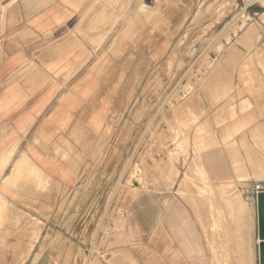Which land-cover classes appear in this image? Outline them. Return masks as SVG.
Masks as SVG:
<instances>
[{
  "label": "rangeland",
  "instance_id": "rangeland-1",
  "mask_svg": "<svg viewBox=\"0 0 264 264\" xmlns=\"http://www.w3.org/2000/svg\"><path fill=\"white\" fill-rule=\"evenodd\" d=\"M100 51L81 180L47 212L0 196V264H259L255 186L214 184L200 156L206 101L254 94L264 0H137Z\"/></svg>",
  "mask_w": 264,
  "mask_h": 264
},
{
  "label": "crops",
  "instance_id": "crops-1",
  "mask_svg": "<svg viewBox=\"0 0 264 264\" xmlns=\"http://www.w3.org/2000/svg\"><path fill=\"white\" fill-rule=\"evenodd\" d=\"M135 1L1 0L0 196L18 210H53L80 182L82 161L76 156L91 136L85 84L108 81L95 73L100 50L119 16L132 14ZM254 66L259 74L253 96L242 89L240 96L232 93L231 102L206 101L212 131L205 135L212 138L200 162L214 184L252 181L262 191L264 147L258 144H264V60ZM20 162L25 163L21 168ZM33 168L44 177L38 184L28 174ZM114 263L136 264L118 255Z\"/></svg>",
  "mask_w": 264,
  "mask_h": 264
},
{
  "label": "water",
  "instance_id": "water-1",
  "mask_svg": "<svg viewBox=\"0 0 264 264\" xmlns=\"http://www.w3.org/2000/svg\"><path fill=\"white\" fill-rule=\"evenodd\" d=\"M259 264H264V190L256 194Z\"/></svg>",
  "mask_w": 264,
  "mask_h": 264
},
{
  "label": "bare ground",
  "instance_id": "bare-ground-1",
  "mask_svg": "<svg viewBox=\"0 0 264 264\" xmlns=\"http://www.w3.org/2000/svg\"><path fill=\"white\" fill-rule=\"evenodd\" d=\"M140 8L144 9V8H147V7H146V5H145V6L142 5ZM177 106H178V105H177ZM17 168H18V167H17ZM17 168H16V169H17ZM34 170L38 173V174H37V173L35 172V176H36V177H42V175H41V173H40L41 171L37 170L36 168H34ZM42 174H43V173H42ZM201 188H202V187H201ZM243 204H244V203H243ZM256 242H258V238H256ZM121 260H122V259H121ZM127 264H128V263H127Z\"/></svg>",
  "mask_w": 264,
  "mask_h": 264
},
{
  "label": "built area",
  "instance_id": "built-area-1",
  "mask_svg": "<svg viewBox=\"0 0 264 264\" xmlns=\"http://www.w3.org/2000/svg\"><path fill=\"white\" fill-rule=\"evenodd\" d=\"M259 190H261L260 187H259V186H256V187H255V194H257V192H258Z\"/></svg>",
  "mask_w": 264,
  "mask_h": 264
}]
</instances>
